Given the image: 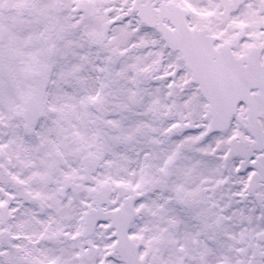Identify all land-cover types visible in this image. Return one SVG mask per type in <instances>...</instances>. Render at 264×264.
<instances>
[{"label": "snow or ice", "instance_id": "snow-or-ice-1", "mask_svg": "<svg viewBox=\"0 0 264 264\" xmlns=\"http://www.w3.org/2000/svg\"><path fill=\"white\" fill-rule=\"evenodd\" d=\"M0 264H264V0H0Z\"/></svg>", "mask_w": 264, "mask_h": 264}]
</instances>
